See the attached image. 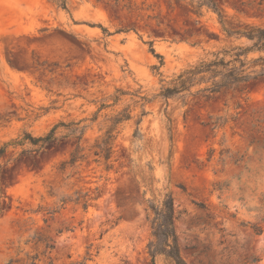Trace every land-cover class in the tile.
<instances>
[{
    "label": "rangeland",
    "instance_id": "374dc122",
    "mask_svg": "<svg viewBox=\"0 0 264 264\" xmlns=\"http://www.w3.org/2000/svg\"><path fill=\"white\" fill-rule=\"evenodd\" d=\"M209 1L0 0V147L58 124L0 155V264H152L166 195L184 264H264L259 64L241 89L157 96L246 44L223 27L264 25V0Z\"/></svg>",
    "mask_w": 264,
    "mask_h": 264
},
{
    "label": "trees",
    "instance_id": "16d2710c",
    "mask_svg": "<svg viewBox=\"0 0 264 264\" xmlns=\"http://www.w3.org/2000/svg\"><path fill=\"white\" fill-rule=\"evenodd\" d=\"M62 1V6L65 8V0ZM207 1L210 3L199 2L198 4L199 6L206 5L217 11L215 4L209 0ZM223 31L227 38L243 40L246 44L228 45L210 52L204 59L175 75L167 86L161 88L157 95L159 98L167 99L182 92H189L193 86L203 84L206 86L200 88L197 92L207 93V95L241 89L253 76L255 72L253 68L257 64L260 66L259 75L264 78V25H245L239 29L223 27ZM150 50L154 53L152 48ZM255 53L258 54L256 57L250 56V54ZM155 55L161 58V56ZM153 68L157 69L155 66ZM117 98L114 97V101ZM122 117L123 113H119L110 121L116 123ZM57 127L58 124L54 125L45 135L38 137L24 133L17 140L4 143L0 147V155L11 145L30 144L35 146L36 150L50 146L56 141L55 130ZM76 152L77 150H74L71 153L70 162L76 160ZM150 208L153 211L150 224L153 240L148 245L151 263L155 264L154 258L157 254H163L173 264H184L179 256L176 244L174 233L176 211L171 195H166L159 205H150Z\"/></svg>",
    "mask_w": 264,
    "mask_h": 264
}]
</instances>
